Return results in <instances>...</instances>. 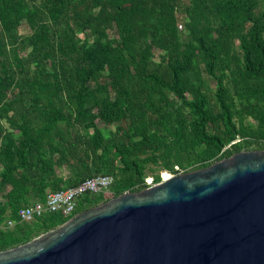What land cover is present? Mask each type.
I'll list each match as a JSON object with an SVG mask.
<instances>
[{"label":"trees","instance_id":"trees-1","mask_svg":"<svg viewBox=\"0 0 264 264\" xmlns=\"http://www.w3.org/2000/svg\"><path fill=\"white\" fill-rule=\"evenodd\" d=\"M248 149H264V0H0V251L146 188L152 165ZM97 175L109 197L19 220Z\"/></svg>","mask_w":264,"mask_h":264},{"label":"water","instance_id":"water-1","mask_svg":"<svg viewBox=\"0 0 264 264\" xmlns=\"http://www.w3.org/2000/svg\"><path fill=\"white\" fill-rule=\"evenodd\" d=\"M0 264H264V149L110 197Z\"/></svg>","mask_w":264,"mask_h":264},{"label":"built area","instance_id":"built-area-1","mask_svg":"<svg viewBox=\"0 0 264 264\" xmlns=\"http://www.w3.org/2000/svg\"><path fill=\"white\" fill-rule=\"evenodd\" d=\"M162 180L164 178L160 176L158 182ZM112 182L113 178L110 175H97L87 178L74 186L48 191L43 200H36L22 207L18 212L19 220L29 222L45 213L51 212H60L64 216H70L73 214L80 196L86 193L108 194L110 193L109 187ZM145 182L147 187L158 183L154 182L152 176L146 177ZM7 224L11 227L14 222L8 220Z\"/></svg>","mask_w":264,"mask_h":264},{"label":"rangeland","instance_id":"rangeland-1","mask_svg":"<svg viewBox=\"0 0 264 264\" xmlns=\"http://www.w3.org/2000/svg\"><path fill=\"white\" fill-rule=\"evenodd\" d=\"M19 28H20V31H21V32L26 30V28H25V26H24L23 24H21ZM180 28H181V27H180ZM98 123H99V125H103V123H101V122H98ZM108 156H111V153H110V152H108ZM116 163H117V162H116ZM152 167L157 168V169H156L153 173H149L148 176H153V175H155V174H160V176L163 177V173H164V172L168 173L169 175H172L171 172H168L167 169H165V168L162 167V166L158 167V166L152 165ZM58 173L61 174V175H63V176H65V175H67V169H66L65 167L59 168ZM110 176H111L112 178H114L112 175H110ZM108 195H109V193L106 194L105 197H106V198L109 197ZM7 226H8V224L6 223L5 225H0V228L7 227ZM9 227H10V226H9Z\"/></svg>","mask_w":264,"mask_h":264},{"label":"bare ground","instance_id":"bare-ground-1","mask_svg":"<svg viewBox=\"0 0 264 264\" xmlns=\"http://www.w3.org/2000/svg\"><path fill=\"white\" fill-rule=\"evenodd\" d=\"M163 178H164V179H166V177H165V176H164Z\"/></svg>","mask_w":264,"mask_h":264}]
</instances>
